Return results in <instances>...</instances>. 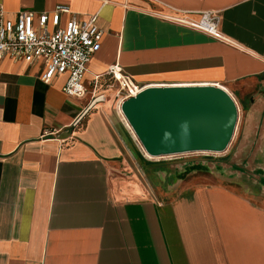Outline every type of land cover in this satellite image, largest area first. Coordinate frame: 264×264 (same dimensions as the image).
<instances>
[{
  "label": "crops",
  "instance_id": "obj_1",
  "mask_svg": "<svg viewBox=\"0 0 264 264\" xmlns=\"http://www.w3.org/2000/svg\"><path fill=\"white\" fill-rule=\"evenodd\" d=\"M0 5L8 20L62 6V28L96 17L103 32L83 99L64 93L68 75L45 83L40 64H0V264H264V0ZM207 12L224 41L174 21ZM114 66L146 89L227 92L238 107L227 149L186 173L147 166Z\"/></svg>",
  "mask_w": 264,
  "mask_h": 264
},
{
  "label": "built area",
  "instance_id": "obj_2",
  "mask_svg": "<svg viewBox=\"0 0 264 264\" xmlns=\"http://www.w3.org/2000/svg\"><path fill=\"white\" fill-rule=\"evenodd\" d=\"M65 11L67 9L62 6H58L52 14L36 15L34 11L22 10L16 14L14 20H8L5 18L4 7L0 5V64L6 58L15 63L40 64L43 69L41 79L45 83H50L56 76L68 75L64 93L83 99L88 93L84 82L88 64L101 47L103 32L96 26V17L81 21L73 16L62 28L61 15ZM174 21L217 40H225L219 29L216 13H202L200 21ZM109 76L118 85L117 98L121 99L122 104L146 89L125 75L119 66L112 67ZM98 81L99 77H96V84ZM100 100L103 98L93 97L75 124L78 125Z\"/></svg>",
  "mask_w": 264,
  "mask_h": 264
},
{
  "label": "water",
  "instance_id": "obj_3",
  "mask_svg": "<svg viewBox=\"0 0 264 264\" xmlns=\"http://www.w3.org/2000/svg\"><path fill=\"white\" fill-rule=\"evenodd\" d=\"M146 151L154 157L227 149L238 107L220 88L152 87L121 106Z\"/></svg>",
  "mask_w": 264,
  "mask_h": 264
},
{
  "label": "rangeland",
  "instance_id": "obj_4",
  "mask_svg": "<svg viewBox=\"0 0 264 264\" xmlns=\"http://www.w3.org/2000/svg\"><path fill=\"white\" fill-rule=\"evenodd\" d=\"M119 105H120V101H119ZM136 147H137V151H142V149L140 148L137 142H136ZM138 155L142 160H145L143 156L140 154V152L138 153ZM216 155H218V153L201 151V152H192V153L178 154L172 156H162L160 158H154L153 160H149V162H147V166H150L152 168L157 167V169H159V167L169 168L168 170L169 173L174 174V171L170 168L171 166L177 165L178 171L179 170L181 171L183 168L186 173L187 167L189 166L191 167L192 165L195 166L201 165L202 163L208 164Z\"/></svg>",
  "mask_w": 264,
  "mask_h": 264
},
{
  "label": "bare ground",
  "instance_id": "obj_5",
  "mask_svg": "<svg viewBox=\"0 0 264 264\" xmlns=\"http://www.w3.org/2000/svg\"><path fill=\"white\" fill-rule=\"evenodd\" d=\"M121 106H122V101L120 100V105H119V110H120V113L123 115L122 113V110H121ZM124 117V115H123ZM125 119V117H124ZM127 125L126 126H129L130 130L132 131L133 135L135 136V139H136V142L139 144L140 148L142 149L144 155L146 156V158H148L149 160H153L154 158H160V157H154V156H151L147 151L146 149L143 147V145L141 144V142L139 141L138 137L136 136L133 128L130 126V124L128 123V121L125 119ZM128 128V127H127Z\"/></svg>",
  "mask_w": 264,
  "mask_h": 264
}]
</instances>
